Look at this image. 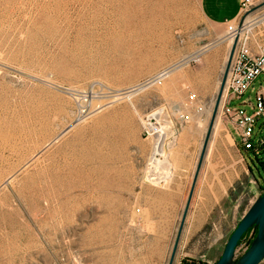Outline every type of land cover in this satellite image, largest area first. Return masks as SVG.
<instances>
[{
	"label": "rangeland",
	"instance_id": "374dc122",
	"mask_svg": "<svg viewBox=\"0 0 264 264\" xmlns=\"http://www.w3.org/2000/svg\"><path fill=\"white\" fill-rule=\"evenodd\" d=\"M259 12L247 15L252 47L264 43ZM226 34L207 23L201 0H0V264H169L186 205L180 220L157 219L164 207L153 202L165 190L151 185L171 169L169 160L155 164V138L164 126L167 157L202 112L198 89L213 90L212 118L233 45ZM207 55L213 63L199 77ZM227 79L202 163L214 151L209 176L222 178L218 151L227 152L231 189L192 238L188 209L173 264H214L264 192V165L243 160L223 113L255 102L264 73L241 98H231ZM257 231L240 241L237 259Z\"/></svg>",
	"mask_w": 264,
	"mask_h": 264
},
{
	"label": "crops",
	"instance_id": "0c3cea01",
	"mask_svg": "<svg viewBox=\"0 0 264 264\" xmlns=\"http://www.w3.org/2000/svg\"><path fill=\"white\" fill-rule=\"evenodd\" d=\"M240 1L241 0H201V7L207 23L221 27L222 35H224L227 31L228 24L235 22L239 18ZM262 1L263 0H255L256 4H259ZM213 59V55H207L206 57H202L200 59L199 77H205V73L207 72L201 69L205 66L210 67L211 63H213ZM214 67H218L217 63H214ZM196 94L198 97V104L202 107V112L198 111L199 113L197 112L196 118L186 125H183L179 131L177 139L170 142L173 146V151H171V153L169 152L166 159L169 160L171 170L164 176V178L161 179L162 181L151 185L157 190H165L164 196H159L157 199L153 198L155 200L153 202L154 205L164 207L163 211L161 208L159 209L160 212L164 213V217L157 218L159 221L175 222L177 218L179 220L181 219L184 210L183 207L186 205L189 197L188 193L184 201L183 189L186 188L190 192L193 184L200 156L197 150L200 149V142L206 134L209 122L211 121V118L209 120V116L207 115V109L211 104L210 98L213 94V90H207L204 92L198 89ZM225 127L230 133L232 142H234L237 147V139L234 134L232 124L230 125L226 122ZM159 141L158 135H156V145L159 144ZM218 153L220 154L219 157H221V161L219 163L222 165L221 174H223V176L222 178L216 175L214 177L212 175L209 176L210 165L214 163L213 159L215 153L213 151L212 155L209 156L211 160L207 163L203 161L196 180L194 192L190 201L189 212L186 218V221L190 223L187 229L188 238H192L213 218L216 206H220L222 200L229 195L232 185L231 161L229 160V154L227 152L218 151ZM241 156L243 160L247 162L245 153L241 152ZM249 168H251L250 165ZM144 172L145 171H143V173ZM158 173L159 177L163 176L160 174V170ZM169 207H172V210ZM184 246L185 245L181 248L183 255L186 254L184 252ZM222 251L223 249H218V252H215L214 254V259L219 257Z\"/></svg>",
	"mask_w": 264,
	"mask_h": 264
},
{
	"label": "built area",
	"instance_id": "2783aa9c",
	"mask_svg": "<svg viewBox=\"0 0 264 264\" xmlns=\"http://www.w3.org/2000/svg\"><path fill=\"white\" fill-rule=\"evenodd\" d=\"M256 6H258L261 16H264V1L256 4L255 0H241L239 21L229 24L227 28L226 39H231L234 43L235 38L238 36L227 79L228 90L232 95L231 98H241L251 88L254 81L264 73V43L257 42L252 47L247 34L251 31L247 15ZM195 96L193 94V97ZM244 105H251L253 111H248ZM223 113L233 121V125L240 137L239 149L254 158L263 153L264 87L261 86L257 91L255 102H252L249 97L248 101L238 107H232L231 103H229L224 106ZM208 261V263L201 262L196 264H212V261ZM179 264L195 263L181 261Z\"/></svg>",
	"mask_w": 264,
	"mask_h": 264
},
{
	"label": "water",
	"instance_id": "95a60500",
	"mask_svg": "<svg viewBox=\"0 0 264 264\" xmlns=\"http://www.w3.org/2000/svg\"><path fill=\"white\" fill-rule=\"evenodd\" d=\"M237 42H238V36L235 38V41L230 51L229 61H228L227 67L224 72L219 94L216 99L213 115H212V118H211V121L208 127V131H207L206 138L203 144L200 159L197 165L194 182L190 190V195H189V198L186 204L185 213L183 215V219H182L179 233H178V236H177V239H176L173 251H172V255L170 257L169 264H173L176 253H177L180 235H181L184 223H185V217L190 207V201H191L192 194L194 191L195 183L198 178L202 160L204 158V154L208 146L209 138L214 128L216 116H217L218 109H219L220 102H221L222 92H223V89L226 83L230 61L235 51ZM253 227H257L258 229L257 234L254 240L252 241L250 247L247 249V251L240 258L237 259L236 258L237 247L240 241L242 240L244 234ZM263 259H264V192L253 203V205L248 209V211L244 214L242 219L239 221L238 225L235 227L234 231L231 233L230 237L228 238L220 257L214 264H259Z\"/></svg>",
	"mask_w": 264,
	"mask_h": 264
},
{
	"label": "bare ground",
	"instance_id": "6f19581e",
	"mask_svg": "<svg viewBox=\"0 0 264 264\" xmlns=\"http://www.w3.org/2000/svg\"><path fill=\"white\" fill-rule=\"evenodd\" d=\"M251 21H252V19H251ZM254 23V22H253ZM252 24V23H251ZM230 42L231 43H233V41L230 39ZM203 52V51H202ZM190 59V58H189ZM192 59V58H191ZM170 126V125H169ZM168 127V126H167ZM154 128V132H155V134H157V132H158V129L159 128H157V127H153ZM165 127L163 126L162 128H161V130H160V133L162 132V135H160L159 134V144L158 145H156V154L154 155V161H155V164L156 165H164V164H167V162H168V159L166 160V140H167V138H165L166 136V131H165ZM153 131V130H152ZM169 134V133H168ZM159 156H161V157H159ZM163 156H164V158H163ZM162 158H163V160H162ZM164 160H166V162H163Z\"/></svg>",
	"mask_w": 264,
	"mask_h": 264
},
{
	"label": "trees",
	"instance_id": "16d2710c",
	"mask_svg": "<svg viewBox=\"0 0 264 264\" xmlns=\"http://www.w3.org/2000/svg\"><path fill=\"white\" fill-rule=\"evenodd\" d=\"M255 162H258V164H260V165H264V162L263 161H261L259 158H254V163ZM263 190H264V186H263ZM251 229H249L245 234H244V236H243V238L245 237V235L250 231ZM242 238V239H243Z\"/></svg>",
	"mask_w": 264,
	"mask_h": 264
}]
</instances>
